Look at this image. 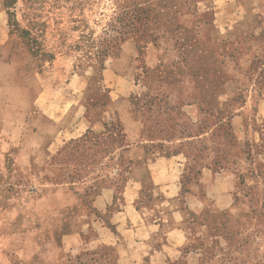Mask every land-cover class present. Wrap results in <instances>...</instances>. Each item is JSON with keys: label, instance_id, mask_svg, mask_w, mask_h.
I'll return each instance as SVG.
<instances>
[{"label": "rangeland", "instance_id": "374dc122", "mask_svg": "<svg viewBox=\"0 0 264 264\" xmlns=\"http://www.w3.org/2000/svg\"><path fill=\"white\" fill-rule=\"evenodd\" d=\"M249 2L0 0V264H117L105 212L131 144L189 206L172 264H264V0ZM205 171L230 177L231 210L191 211Z\"/></svg>", "mask_w": 264, "mask_h": 264}, {"label": "crops", "instance_id": "0c3cea01", "mask_svg": "<svg viewBox=\"0 0 264 264\" xmlns=\"http://www.w3.org/2000/svg\"><path fill=\"white\" fill-rule=\"evenodd\" d=\"M238 1L239 5L249 2ZM217 2L237 4L235 0ZM257 116L264 123V95L257 105ZM125 155L130 161L128 177L119 198L105 212L116 234L104 231L102 242L115 249L117 264L175 263L183 258L189 242V206L175 183L158 174L159 160L150 159L143 148L133 144L128 146ZM231 184L226 174L215 176L203 172L189 189L194 199L191 211L200 216L231 210L234 203ZM146 192L151 198L143 204L139 201L147 197ZM71 240L74 242L76 237H65V241Z\"/></svg>", "mask_w": 264, "mask_h": 264}, {"label": "trees", "instance_id": "16d2710c", "mask_svg": "<svg viewBox=\"0 0 264 264\" xmlns=\"http://www.w3.org/2000/svg\"><path fill=\"white\" fill-rule=\"evenodd\" d=\"M17 2V0H6V5L8 7L12 6V5H15Z\"/></svg>", "mask_w": 264, "mask_h": 264}]
</instances>
